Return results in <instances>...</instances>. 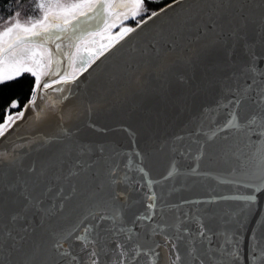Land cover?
I'll return each instance as SVG.
<instances>
[{
  "label": "snow or ice",
  "instance_id": "1",
  "mask_svg": "<svg viewBox=\"0 0 264 264\" xmlns=\"http://www.w3.org/2000/svg\"><path fill=\"white\" fill-rule=\"evenodd\" d=\"M162 4L0 17V264H264V0Z\"/></svg>",
  "mask_w": 264,
  "mask_h": 264
},
{
  "label": "water",
  "instance_id": "2",
  "mask_svg": "<svg viewBox=\"0 0 264 264\" xmlns=\"http://www.w3.org/2000/svg\"><path fill=\"white\" fill-rule=\"evenodd\" d=\"M110 55V54H109ZM121 54L117 53L114 56L110 55V58L102 57L101 61H97L99 68L96 71L89 69V72L92 73L90 76L89 73H85L83 76L80 77L79 89H76V97L73 100V103H79L86 97V93L93 91L96 86L99 84L101 80H103L109 71L120 61ZM93 68H96L94 65ZM51 92V90H49ZM51 95L56 96L58 95L55 92H51ZM31 116L28 117V121H20L18 122V126L11 129L7 135V137L3 140H0V149L9 148L13 143L16 144H26L28 139L32 138L33 132L35 129L31 126ZM103 123H116L117 121L113 119H109L107 121H102ZM27 151V148H25ZM42 154L37 153L35 151L31 152L29 159H36L41 158ZM166 160L160 159L159 161L155 162L154 165V175H159L160 172L164 170L166 167ZM206 186H201L199 183L191 190L182 193L185 196H200L205 193ZM226 190V189H222ZM179 198V194L177 196Z\"/></svg>",
  "mask_w": 264,
  "mask_h": 264
},
{
  "label": "trees",
  "instance_id": "3",
  "mask_svg": "<svg viewBox=\"0 0 264 264\" xmlns=\"http://www.w3.org/2000/svg\"><path fill=\"white\" fill-rule=\"evenodd\" d=\"M170 2L171 0H163V4L160 6H164ZM32 3H34V0H20L19 4H17L16 0H0V17L7 18L11 16L13 12L17 10L21 11L26 6H29L31 9ZM2 21L3 20H0V22ZM128 23L134 26L133 21H129ZM26 92H27V88H25L23 92H18V95L21 97L22 104L26 102V100L24 99V93ZM3 119H4L3 113L0 112V122H3Z\"/></svg>",
  "mask_w": 264,
  "mask_h": 264
},
{
  "label": "rangeland",
  "instance_id": "4",
  "mask_svg": "<svg viewBox=\"0 0 264 264\" xmlns=\"http://www.w3.org/2000/svg\"><path fill=\"white\" fill-rule=\"evenodd\" d=\"M30 11H31V9H30L29 6H26L23 10H21V11H20L21 14H22V15H21V19H24V18L26 17V15H27ZM4 26H5V25H4L3 21L0 22V30H2Z\"/></svg>",
  "mask_w": 264,
  "mask_h": 264
}]
</instances>
